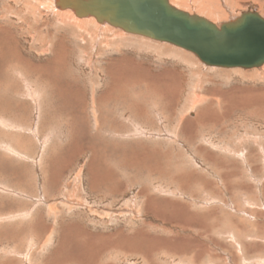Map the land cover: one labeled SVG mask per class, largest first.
<instances>
[{"label": "rangeland", "instance_id": "374dc122", "mask_svg": "<svg viewBox=\"0 0 264 264\" xmlns=\"http://www.w3.org/2000/svg\"><path fill=\"white\" fill-rule=\"evenodd\" d=\"M214 1L217 25L264 17ZM50 4L0 0V264H264V63L210 68Z\"/></svg>", "mask_w": 264, "mask_h": 264}, {"label": "water", "instance_id": "95a60500", "mask_svg": "<svg viewBox=\"0 0 264 264\" xmlns=\"http://www.w3.org/2000/svg\"><path fill=\"white\" fill-rule=\"evenodd\" d=\"M78 18L92 16L128 34L165 41L192 51L206 66L258 67L264 63V18L244 12L217 27L168 0H56Z\"/></svg>", "mask_w": 264, "mask_h": 264}, {"label": "bare ground", "instance_id": "6f19581e", "mask_svg": "<svg viewBox=\"0 0 264 264\" xmlns=\"http://www.w3.org/2000/svg\"><path fill=\"white\" fill-rule=\"evenodd\" d=\"M51 4V6H52V10L53 11H56V12H62V13H64L65 15H67V17L69 18V19H71L72 21H74V22H78L79 24H83V23H85V22H90V23H92V24H94L93 22L94 21H96L95 20V18L94 17H92V16H88V17H82V18H78V17H76L75 16V14H74V11H73V9H71V8H63V7H59V6H56L55 5V1L56 0H48ZM185 2H187V3H192V4H197L199 7V9H201V10H204V9H206L207 11L209 10V12L207 13V12H205V13H207V17H203L201 14L199 15V14H195L194 12L193 13H191V12H188V11H186V10H183V9H181V8H179L177 5H179V4H175V2L174 3H172L170 0H168V2H169V4L170 5H172V6H174L175 8H177V9H179V10H181V11H184V12H187V13H189L190 15H197V16H199V17H203V18H205L207 21H209V22H212V23H214V21H213V19L211 20V19H209L208 17L211 15V12L212 13H221V15L222 14H225V16H226V13H225V11H227L228 12V9L226 8L227 7V5L225 4V6H224V8H222V6H220L219 4H217V3H215V1L214 0H184ZM209 2V3H208ZM227 2V1H226ZM35 3V2H34ZM237 4L238 3H235V6H237ZM47 5V4H46ZM49 6V5H48ZM185 6V5H184ZM183 6V7H184ZM182 7V6H181ZM182 7V8H183ZM194 7V6H193ZM48 8V7H47ZM51 8V7H50ZM189 9V8H188ZM198 9V10H199ZM212 9H214V10H212ZM193 10V9H192ZM191 10V11H192ZM195 10V9H194ZM198 10H196V11H198ZM230 10V9H229ZM232 10V9H231ZM262 10V9H261ZM203 12V13H204ZM248 12H250V13H254L255 11H248ZM55 13V12H54ZM200 13V12H199ZM244 13V12H243ZM255 13H257L258 15H260L258 12H255ZM53 14V13H52ZM58 14V13H57ZM56 15V14H55ZM60 15V14H59ZM215 15V14H214ZM218 16V15H217ZM220 16V15H219ZM224 16V15H223ZM224 16V17H225ZM235 16V15H234ZM240 15H238L237 17H239ZM261 17H263L262 15H260ZM60 17V16H59ZM215 17V16H214ZM227 17V16H226ZM237 17H235V18H237ZM235 18H233V19H230V20H226L224 23H226V22H229V21H234L235 20ZM264 18V17H263ZM64 21V20H63ZM60 22H61V20H60ZM72 23V22H71ZM96 23V22H95ZM73 24V23H72ZM76 24V23H75ZM215 24V23H214ZM220 24H222V23H220ZM219 24V25H220ZM74 25V24H73ZM85 25H87V24H85ZM94 25H96V24H94ZM99 25V24H98ZM215 25H217V24H215ZM219 25H217V27H219ZM97 26V25H96ZM99 26H103V27H112V26H110V25H108V24H106V23H100V25ZM77 27V26H76ZM113 28V27H112ZM115 28V27H114ZM82 29V28H81ZM80 29V30H81ZM93 29V28H92ZM96 29V28H95ZM110 29V28H109ZM116 30H117V34L121 37L122 36V34H125L126 32H124L123 30H121V29H119V28H115ZM79 30V31H80ZM97 30H99V31H102V30H100V29H97ZM90 31V30H89ZM95 32V31H94ZM94 32H93V34H94ZM97 32V31H96ZM107 32H109V31H107ZM113 32V31H112ZM92 33V32H91ZM99 33V32H98ZM90 34V33H89ZM88 34V35H89ZM105 34V33H104ZM104 34H102L103 35V37H104ZM110 34V33H109ZM128 33H126L125 35H127ZM99 35V34H98ZM101 35V36H102ZM117 35V36H118ZM129 35H132V34H129ZM100 36V35H99ZM100 36V37H101ZM139 37L141 36V35H138ZM102 37V38H103ZM143 38H144V36H142ZM96 38V37H95ZM105 38V37H104ZM108 38V37H107ZM146 38H148V37H145V40H147ZM148 39H151V38H148ZM151 40H154V41H157V43H164V44H169V45H172V46H174L175 48H177V49H182V50H186V49H184V48H181V47H179V46H175V45H173L172 43H169V42H165V41H160V40H155V39H151ZM121 42V41H120ZM136 42V41H135ZM149 43V42H148ZM138 45V44H137ZM165 47V46H164ZM47 48V47H46ZM169 50V49H168ZM182 52V53H184L185 54V52ZM186 51H188L190 54L189 55H187V54H185V55H187V56H191V54H194L195 55V53H193L192 51H189V50H186ZM180 52H181V50H180ZM170 53V52H169ZM196 56V55H195ZM197 57V56H196ZM198 58V57H197ZM199 59V58H198ZM197 62V61H196ZM201 63H203L202 61H201ZM203 65H205L204 63H203ZM206 66V65H205ZM207 67H210V68H217V66H207ZM262 67V66H261ZM260 67V68H261ZM221 68H223V67H221ZM232 68H238V67H232ZM243 68V67H242ZM262 69V68H261ZM263 69H264V67H263ZM263 72V71H262ZM249 73V72H248ZM261 73V72H260ZM248 76V75H250V74H243V76ZM261 75H262V73H261ZM260 75V76H261ZM264 78V77H263ZM157 83V82H156ZM27 85V84H26ZM156 87V86H155ZM235 94V93H234ZM107 97V96H106ZM139 98V97H138ZM239 99H241V98H239ZM253 98H251V99H247V98H242L241 99V102L242 103H248L249 101H251ZM203 101V99H202V97L201 96H196V95H193L192 97H191V99H190V108H196V109H199V106H203V105H200L201 104V102ZM136 103V102H135ZM203 103V102H202ZM259 104V103H258ZM204 108V107H203ZM254 117V116H253ZM189 126V125H188ZM191 126V125H190ZM188 134V133H187ZM13 144V143H12ZM196 148V147H195ZM5 154V153H4ZM252 156V155H251ZM232 185V184H231ZM206 188V187H205ZM227 189V188H226ZM241 198V197H240ZM199 211V210H198ZM201 240V239H200Z\"/></svg>", "mask_w": 264, "mask_h": 264}, {"label": "crops", "instance_id": "0c3cea01", "mask_svg": "<svg viewBox=\"0 0 264 264\" xmlns=\"http://www.w3.org/2000/svg\"><path fill=\"white\" fill-rule=\"evenodd\" d=\"M96 23H97V22H96ZM98 24L100 25V23H98ZM114 29H115V28H114ZM140 37H142V36H140ZM144 38H145V37H144ZM147 39H148V38H147ZM196 96H200V95H197V94H196ZM202 99H203V101H204V98H202ZM212 100H213V99H212ZM203 101H202V102H203ZM215 101H216L217 103H220V100H219V99H216ZM202 102H201L200 105H203ZM210 104H211V103H210ZM203 106H204L205 109H207L206 107H207V106L209 107L210 105H208V103H204ZM203 106H199V109L203 108ZM192 109H194V108H192ZM195 109H196V108H195Z\"/></svg>", "mask_w": 264, "mask_h": 264}]
</instances>
